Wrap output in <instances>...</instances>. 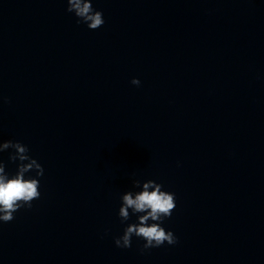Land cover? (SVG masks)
<instances>
[{
    "label": "clouds",
    "instance_id": "obj_1",
    "mask_svg": "<svg viewBox=\"0 0 264 264\" xmlns=\"http://www.w3.org/2000/svg\"><path fill=\"white\" fill-rule=\"evenodd\" d=\"M69 13L77 17V23H84L90 30H96L105 23L103 13L93 8L92 0H66ZM140 80L133 78L131 84L139 86ZM12 149L9 160L19 162L14 175L6 172V165L0 161V222H11L14 214L22 208L30 209L32 201L40 198V181L44 174L43 166L29 155L27 145L19 141L0 142V152ZM35 172V177L26 176ZM133 187L141 188L138 192L127 191L121 196L118 216L122 223L131 215L137 216L136 223L127 224L123 234L114 239L118 248H130L132 237L145 241L143 250L157 248L165 243L174 245L177 238L172 231L162 226L170 218L176 207L175 194L162 190L163 186L154 180H133ZM131 210V211H130ZM151 221V223H149Z\"/></svg>",
    "mask_w": 264,
    "mask_h": 264
}]
</instances>
